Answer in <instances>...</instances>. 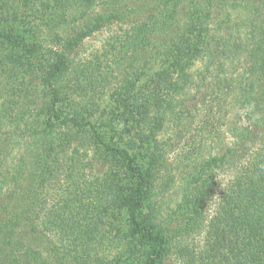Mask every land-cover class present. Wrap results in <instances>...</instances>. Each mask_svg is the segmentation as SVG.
I'll return each mask as SVG.
<instances>
[{
	"label": "trees",
	"instance_id": "obj_1",
	"mask_svg": "<svg viewBox=\"0 0 264 264\" xmlns=\"http://www.w3.org/2000/svg\"><path fill=\"white\" fill-rule=\"evenodd\" d=\"M11 1L19 8L32 4ZM6 2L0 0V70L12 62L28 68L1 107L13 141L0 138V264H116L95 249L119 234L117 216L136 237L142 264H169L173 257L181 264H264V0H71L51 25L49 47L2 27ZM243 3L252 9L246 45L222 13ZM94 7L102 13L88 23ZM64 27L70 30L63 33ZM103 32L101 47L82 55L85 41ZM205 56L204 67L219 80L206 84L197 101L223 99L230 87L221 75L244 58L248 119L220 149L205 157L185 153L197 189L185 222L165 233L144 213L159 194L165 153L156 148L139 166L126 148L103 139L89 119V102L120 82L112 120L121 134L138 124L160 128L183 106L179 95L194 62ZM154 58L176 59L171 74L138 86ZM176 114L180 123L191 111ZM217 120L211 110L209 135L221 131ZM43 134L35 160L5 169L14 138ZM194 232L203 233L202 242L188 245Z\"/></svg>",
	"mask_w": 264,
	"mask_h": 264
},
{
	"label": "rangeland",
	"instance_id": "obj_2",
	"mask_svg": "<svg viewBox=\"0 0 264 264\" xmlns=\"http://www.w3.org/2000/svg\"><path fill=\"white\" fill-rule=\"evenodd\" d=\"M32 4L28 8H19L11 0H7L3 13V26H8L9 30L22 35L27 42L36 43L44 46H53L54 38L51 32V25L54 19L65 10L71 3V0H31ZM102 13L101 8H93L86 22ZM230 19V25L235 34L240 35L242 43L247 44V27L251 18L252 9L250 3L237 4L230 9L222 10ZM70 30V27H64L63 33ZM107 33L95 34L85 41L82 49V55H88L98 50L106 38ZM0 50L4 47L0 46ZM36 60V57L33 61ZM42 60V59H40ZM176 59L162 60L154 58L150 66L144 71L138 86L149 83L158 73L164 72L171 74L173 63ZM208 64V58L200 57L194 62L190 73L193 78L189 86L179 96L183 100V106H176L173 112L167 115L163 125L160 128L152 129L145 124H138L130 129L128 134H121L120 126L116 127L112 120L113 114L117 111L118 86L104 90V92L90 99L89 119L100 132L106 142L112 141L117 145L126 148L135 158L136 163L145 167L149 156L156 148H160L165 153V170L160 175L157 187L159 194L151 209L144 210V213L153 215L156 218V227L163 228L165 233L168 230L176 228L183 219L185 222L188 217L186 211L193 205V197L196 192V183L194 177L196 169L193 165H187L184 159L185 153H195V157H205L212 148L220 149L233 139L236 129L244 126L248 119V104L245 91L246 84V60L233 63L228 68L227 74H222L225 82L229 85L227 95L223 99L215 101L208 99L205 102H198V94L203 93L206 84L218 82L219 77L215 76L212 67L206 69L204 65ZM28 66L22 63L12 62L5 69L0 70V79L10 83H0V138L13 139L10 134V128L1 107L5 98V92L10 87H15L18 80L25 74ZM7 70L5 74L2 71ZM205 71L208 73L205 74ZM2 72V73H1ZM205 75L202 79L201 74ZM5 84L8 86L5 88ZM114 86V85H113ZM9 93V91L7 92ZM200 104V105H199ZM191 111V115L183 122H177L176 113L178 111ZM212 113L216 114L218 124L222 125L220 132L212 135L208 134L209 128H205V121ZM178 125V126H177ZM186 127V133L179 132L178 129ZM38 131H42V125L37 126ZM180 137L179 136V133ZM13 141V140H12ZM46 136L36 135L24 139L14 138L13 152L6 159L5 169L11 171L22 158L33 161L38 155V150L43 147ZM198 143L204 146L200 150L195 147ZM41 145V146H39ZM28 148V152L25 149ZM27 150V149H26ZM42 151V150H41ZM216 151V150H214ZM170 177V183L166 184V178ZM164 187V193L161 188ZM152 210V212H150ZM117 224L119 234L109 239L103 240L96 245L95 255L103 261H112L116 264H142L139 255L135 252L136 237L129 235V228L123 216H117L114 220ZM203 233L194 232L187 237V244L199 245L202 242ZM169 264H181L173 257Z\"/></svg>",
	"mask_w": 264,
	"mask_h": 264
}]
</instances>
